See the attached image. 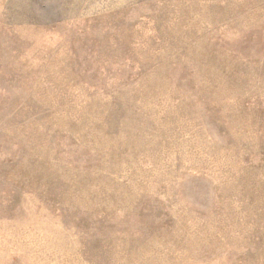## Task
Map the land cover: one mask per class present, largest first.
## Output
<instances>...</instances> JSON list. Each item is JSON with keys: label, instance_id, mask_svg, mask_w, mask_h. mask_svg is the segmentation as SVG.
Listing matches in <instances>:
<instances>
[{"label": "rangeland", "instance_id": "obj_1", "mask_svg": "<svg viewBox=\"0 0 264 264\" xmlns=\"http://www.w3.org/2000/svg\"><path fill=\"white\" fill-rule=\"evenodd\" d=\"M0 264H264V0H0Z\"/></svg>", "mask_w": 264, "mask_h": 264}]
</instances>
